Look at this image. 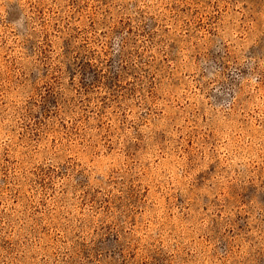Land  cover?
Returning <instances> with one entry per match:
<instances>
[{"label": "rangeland", "instance_id": "rangeland-1", "mask_svg": "<svg viewBox=\"0 0 264 264\" xmlns=\"http://www.w3.org/2000/svg\"><path fill=\"white\" fill-rule=\"evenodd\" d=\"M0 264H264V0H0Z\"/></svg>", "mask_w": 264, "mask_h": 264}]
</instances>
